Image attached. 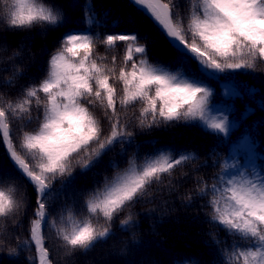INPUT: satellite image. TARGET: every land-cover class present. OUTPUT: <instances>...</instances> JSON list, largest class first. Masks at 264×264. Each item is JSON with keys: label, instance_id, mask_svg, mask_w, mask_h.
<instances>
[{"label": "snow or ice", "instance_id": "1", "mask_svg": "<svg viewBox=\"0 0 264 264\" xmlns=\"http://www.w3.org/2000/svg\"><path fill=\"white\" fill-rule=\"evenodd\" d=\"M131 2L167 40L165 63L149 61L148 47L140 42L137 32H115L101 38L91 31L69 30L48 57L39 82L27 84L14 98L0 91V145L12 169L35 193L27 238L17 236L16 245L6 249L0 239V251L6 250L10 257L34 249L36 257L29 256V264L37 259L38 264H56L46 247L48 240L65 256L87 254L115 235V220L119 219L122 231L135 225L131 211L135 205L153 203L157 193L170 195L177 190L174 170L194 162L198 155L169 148L140 155L137 146L129 156L125 145L134 144L133 122L140 130L194 127L214 138L230 137L239 123L228 114L234 110L232 105L227 106L228 111L216 108V93L208 79L238 72L256 74L258 66H264V0ZM84 11L87 25L99 23L90 4ZM64 22L55 0H0V27L5 31L35 27L46 32ZM97 41L107 50L123 42L121 62L117 64L116 55L109 62L107 56L97 54ZM22 51L14 50L7 60H15ZM23 74V69L13 64L0 84L12 87ZM221 89L223 98L233 100L255 92L232 79L222 83ZM96 109L107 121L106 134ZM252 111L247 108L241 120ZM33 120L36 128L25 130ZM14 122L21 129L15 139ZM116 146L119 155L127 156L126 166L110 161L111 176L96 181L90 190L72 192L71 203L61 201L75 180L73 172L80 169L85 175ZM238 155L242 159H237ZM218 167L210 181L197 177L195 188L182 202L190 207L194 200H204L206 222L230 237V241L220 240L215 231L207 233L215 264H264V153L259 152L252 136L245 134L233 148L230 161ZM7 179L10 174L0 171V235L5 221L17 224L28 207L15 180L4 186ZM56 202L60 206L53 215ZM124 251L120 249L119 254ZM183 264L200 262L186 257Z\"/></svg>", "mask_w": 264, "mask_h": 264}, {"label": "trees", "instance_id": "2", "mask_svg": "<svg viewBox=\"0 0 264 264\" xmlns=\"http://www.w3.org/2000/svg\"><path fill=\"white\" fill-rule=\"evenodd\" d=\"M58 7L64 14L65 22L61 27L42 32L39 28H32L23 31H5L0 27V79L7 77L12 69V65H19L23 69V76L18 78L12 87L0 84V91H4L8 97H16L24 86L32 82H39L47 70V59L60 47V39L65 32L74 29L91 31L93 35L99 34L101 38L107 34L115 32H137L141 43L148 47V58L153 63H165L167 60V49L169 45L163 35H161L152 21L140 11L130 0H55ZM181 3L184 0H180ZM91 5L98 24L91 26L85 23V6ZM37 39L33 41L32 38ZM27 47L29 49H27ZM23 49L21 55L15 60L8 61L14 50ZM123 42H118L114 50H107L106 47L97 41L95 52L100 56H107L110 62L111 56H117L119 64L124 55ZM6 69V70H5ZM243 82L248 88L255 89L251 95H244L242 98L226 99L221 96V84L228 80ZM208 83L215 90L214 103L229 101L234 110L230 111V116L239 123L228 138L213 137L207 135L199 128H188L177 126L174 128H155L151 130H140L133 127L130 130L135 132L134 144L125 145L128 155H132L139 146L140 155L151 153L157 148H169L179 152H194L198 159L189 162L187 165L178 166L173 173V183L177 185V190L170 195L164 191L156 194L153 203H140L131 209L135 225L128 231H122L119 226V219L114 221L113 232L115 233L106 243L98 244L87 254L79 252L72 256H65L62 250L53 247L50 240L46 241L49 247L50 258L56 264H183L186 257L198 259L200 264H215L214 250L207 235L210 231H215L220 240H229L223 231L212 229L206 222L205 211L202 207L204 200H194L190 207L185 206L182 198L195 188L197 177H203L210 181L213 175L220 169L218 165L225 160L230 161L232 146L244 134H250L258 144V150L264 153V66H258L256 74L238 72L229 76L221 75L218 79L209 78ZM247 108L253 109L252 113L241 120V114ZM96 114L101 117L105 134L108 130L107 121L103 120L102 113L96 109ZM129 111V117L132 116ZM138 114V113H137ZM37 122L32 121L25 130L35 129ZM253 129H256L253 131ZM14 139L21 134L19 123H13ZM120 148L116 146L113 151L101 158V163L87 172L80 174V169L73 172L75 177L67 197H62L61 201L67 199L71 203L72 192L90 190L96 181H100L104 176H111L112 169L109 162L116 160L120 167L126 166L127 156L119 155ZM0 171L5 176L10 174L11 179H7L4 186L15 180L21 191L27 197V205L23 215L18 217V223L13 224L11 220L5 221V231L0 235V239L5 241L7 246L16 245V237L25 239L28 236L29 221L32 218V209L35 207V193L30 185L12 169L6 156L5 150L0 145ZM187 173V175H184ZM67 179V178H65ZM57 182L55 187L60 188ZM167 200L164 205L162 202ZM60 202L53 204V215L59 209ZM80 205H77L79 210ZM127 213H122L120 219ZM135 233V240L132 234ZM176 237V239H174ZM124 249L123 254L119 250ZM36 257L34 249L24 250L17 257H10L8 252L0 251V264H29L28 257ZM38 264V259L35 260Z\"/></svg>", "mask_w": 264, "mask_h": 264}, {"label": "rangeland", "instance_id": "3", "mask_svg": "<svg viewBox=\"0 0 264 264\" xmlns=\"http://www.w3.org/2000/svg\"><path fill=\"white\" fill-rule=\"evenodd\" d=\"M131 1V0H130ZM72 31H75V32H83V31H87V30H78V29H75V30H72ZM32 40L33 41H37V39H35L34 37L32 38ZM27 49H29L28 47H27ZM150 61V60H149ZM151 62V61H150ZM153 63V62H152ZM215 106H216V108L217 109H221V110H225V111H228V109H227V106L228 105H230L228 102H226V103H220V104H214ZM228 114H229V112H228ZM231 119V118H230ZM232 120V119H231ZM241 139H242V137H241ZM241 139H240V141H241ZM240 141H239V143H238V145H236V146H233L232 147V150H233V148L234 147H238L239 146V144H240ZM240 153L242 154L243 152H244V149L243 148H240ZM237 159H242V155H238L237 156ZM174 239H176V237L174 238Z\"/></svg>", "mask_w": 264, "mask_h": 264}]
</instances>
